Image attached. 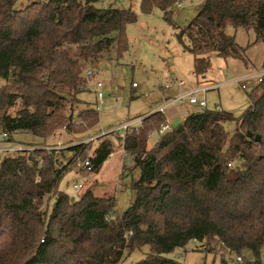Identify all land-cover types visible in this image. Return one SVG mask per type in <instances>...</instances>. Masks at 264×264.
Here are the masks:
<instances>
[{
    "label": "trees",
    "instance_id": "16d2710c",
    "mask_svg": "<svg viewBox=\"0 0 264 264\" xmlns=\"http://www.w3.org/2000/svg\"><path fill=\"white\" fill-rule=\"evenodd\" d=\"M17 1L0 0V147H21L14 141L18 133L40 143L0 152V264H122L126 252L145 246L150 251L136 264H182L168 255L190 242L209 253L252 257L241 264H263L264 79L248 94L250 107L239 118L195 106L199 110L153 148L148 139L168 125L164 113L115 136L140 171L134 201L118 213L115 194L97 196L91 187L74 198L59 191L68 173L82 171L78 161L94 150L93 142L61 151L46 147L59 132L90 137L99 112L98 101L79 98L93 76L86 73L112 52L117 60L129 52L127 27L136 15L97 8L99 0H49L16 11ZM175 3L144 0L142 10L161 8L194 57L199 85L211 84L212 55L247 64L245 51L226 33L229 25L253 30L264 44V0H205L184 29L173 23ZM103 138L87 173H98L114 153L111 139Z\"/></svg>",
    "mask_w": 264,
    "mask_h": 264
},
{
    "label": "rangeland",
    "instance_id": "374dc122",
    "mask_svg": "<svg viewBox=\"0 0 264 264\" xmlns=\"http://www.w3.org/2000/svg\"><path fill=\"white\" fill-rule=\"evenodd\" d=\"M47 1L49 0H18L15 10H22L34 2ZM143 1L99 0L95 4L101 9L112 7L132 10L137 18L135 23L127 27L129 52L119 60L115 58L114 52L101 58L87 71V73L92 71L93 76L87 78V91L79 95L83 102L94 105L97 102L96 84L99 82L103 84L105 107L99 112V122L89 131V138L107 135L105 136L107 138L103 139H111L114 155L104 162L98 173H87L84 169L75 170L68 173L59 186L60 192L74 198L82 196L91 187H94L97 196L115 194L118 213H124L134 201L135 193L132 185L139 178L140 171L133 169L132 158L119 148L116 137L109 133L127 123L143 121L144 118L156 113L159 108L195 89L201 80V78L193 77L194 57L183 50L177 38V31L164 19L161 8L154 7L151 13H144ZM175 1L176 3L171 7L173 23L176 27L184 29L200 12L204 0ZM226 33L235 37L237 44L245 51V56L250 58L257 68L263 65L264 44L256 42V34L253 30L236 29L229 25ZM245 70L246 67L241 60H224L217 55L211 56V67L206 75V81L218 84L219 90L207 92V109L216 110L217 106L221 105L222 110L232 113L236 118L241 117L249 109L248 94L252 89L244 92L238 85L230 82ZM87 73L86 76H88ZM181 82L182 86L179 85ZM198 110L197 107L190 106L188 103L177 102L168 106L164 114L168 125L176 128ZM83 126L81 124L78 127ZM229 132H235L234 124L229 126ZM118 134L121 135V133ZM89 138L78 140L76 136L65 133L62 142L66 146L78 145ZM160 138L161 135L158 132H153L148 139V148L155 147ZM14 141L24 150L40 143L30 133H18ZM93 143L95 150L100 141L98 139ZM63 158L69 161L72 154L66 152ZM81 161L83 160L79 159L78 162ZM75 185H82V190L75 193ZM203 249L204 247L199 243L190 242L184 249L175 250L168 257L182 264H241L247 259H252L251 256H247L246 259L244 255H241L242 261H238L235 253L214 254ZM149 251L150 248L145 246L132 253L126 252L122 264H136L144 260Z\"/></svg>",
    "mask_w": 264,
    "mask_h": 264
},
{
    "label": "built area",
    "instance_id": "2783aa9c",
    "mask_svg": "<svg viewBox=\"0 0 264 264\" xmlns=\"http://www.w3.org/2000/svg\"><path fill=\"white\" fill-rule=\"evenodd\" d=\"M179 6H181V4L179 3ZM88 76H92L93 72L89 71L87 73ZM193 77H197L196 73L193 74ZM264 79V67L258 71H252L249 72L245 75H242L240 77H236L234 79H232L230 82L234 83L236 85H238L242 91L246 92L250 89H254L255 87H257ZM180 86L183 85V83H179ZM219 88V85H211V86H201L199 84L196 85L195 89H192L191 91H189L186 94L181 95L180 97H178L177 99H174L173 101L170 102V104L168 103L167 105L159 108V110L157 112L160 113H164L165 109L170 106L173 105L177 102H184V103H188L191 106H197L200 108H207V100H206V93L208 91H211L213 89H217ZM96 95H97V107L96 110L98 112H101L105 105H104V100H105V95L103 92V84L102 83H97L96 84ZM198 95H201L200 97H198ZM217 110H221L220 106H217ZM142 123V120H139L138 122H131V123H127L121 127H119L118 129H115L113 131H111V135L114 136H125L126 134L131 132V129L133 128H138ZM161 136L166 134V133H171L173 132V127L169 126V125H163L158 131H157ZM118 133H121V135H119ZM65 134V132H59L57 134H55L53 136V143L51 146L46 147L47 150H54V151H61V150H65L67 148H69L70 146H66L63 142H62V138L63 135ZM107 135H102L101 137H104ZM99 137V138H101ZM99 138H89L86 141L80 142L78 143V145H82V144H86L89 142H94L95 140L98 141ZM75 146V145H74ZM24 149L22 147H16V148H1L0 147V152H19V151H23ZM28 150V149H26ZM114 153L110 154V157H113ZM97 154L95 152V150H91L88 152V156L84 161L79 162V167L83 168L84 170H86L87 172H91L93 169V161L96 159ZM81 189V185H75L74 186V190L75 192L79 191ZM238 261H242L241 257L237 258Z\"/></svg>",
    "mask_w": 264,
    "mask_h": 264
},
{
    "label": "crops",
    "instance_id": "0c3cea01",
    "mask_svg": "<svg viewBox=\"0 0 264 264\" xmlns=\"http://www.w3.org/2000/svg\"><path fill=\"white\" fill-rule=\"evenodd\" d=\"M204 2H205V0H204ZM204 2H203V4H204ZM247 60H248V62H247V64H245V63H243L244 65H245V67H246V70H245V72H243L241 75H239L238 77H240V76H242V75H245V74H247V73H249V72H252V71H258V70H260V69H262L263 67H264V63H263V65L260 67V68H257L256 66H255V64H254V62L250 59V58H248L247 57ZM236 78V77H235ZM207 86H211V85H218V84H213V83H208V84H206ZM206 85H201V86H206ZM218 89V88H217ZM217 89H213V90H211V91H216ZM219 90V89H218ZM206 95H207V93H206ZM207 100V99H206ZM207 105H208V103H207ZM191 106V105H190ZM220 106V108H221V110H222V106L221 105H219ZM208 107V106H207ZM167 109V108H166ZM166 109H165V111H166ZM164 111V112H165ZM185 121V120H184ZM183 121V122H184Z\"/></svg>",
    "mask_w": 264,
    "mask_h": 264
},
{
    "label": "water",
    "instance_id": "95a60500",
    "mask_svg": "<svg viewBox=\"0 0 264 264\" xmlns=\"http://www.w3.org/2000/svg\"><path fill=\"white\" fill-rule=\"evenodd\" d=\"M247 136H248V138H252V137H253V134L249 132ZM255 140H256L257 142H260V141H261L260 136L257 135V136L255 137Z\"/></svg>",
    "mask_w": 264,
    "mask_h": 264
}]
</instances>
